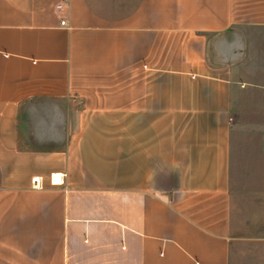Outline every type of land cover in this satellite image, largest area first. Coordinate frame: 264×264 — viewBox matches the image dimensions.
I'll return each mask as SVG.
<instances>
[{
    "label": "crops",
    "instance_id": "1",
    "mask_svg": "<svg viewBox=\"0 0 264 264\" xmlns=\"http://www.w3.org/2000/svg\"><path fill=\"white\" fill-rule=\"evenodd\" d=\"M0 264H264V0H0Z\"/></svg>",
    "mask_w": 264,
    "mask_h": 264
},
{
    "label": "built area",
    "instance_id": "2",
    "mask_svg": "<svg viewBox=\"0 0 264 264\" xmlns=\"http://www.w3.org/2000/svg\"><path fill=\"white\" fill-rule=\"evenodd\" d=\"M61 25H64V23H61ZM59 182H60L59 176H57V175H52L51 176V183L57 184ZM31 184H32L33 188H35V189H40L41 188L40 180L38 178H33L31 180Z\"/></svg>",
    "mask_w": 264,
    "mask_h": 264
}]
</instances>
